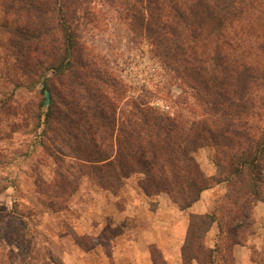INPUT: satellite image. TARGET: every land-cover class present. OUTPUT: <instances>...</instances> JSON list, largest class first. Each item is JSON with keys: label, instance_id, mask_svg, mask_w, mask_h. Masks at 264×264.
Here are the masks:
<instances>
[{"label": "trees", "instance_id": "16d2710c", "mask_svg": "<svg viewBox=\"0 0 264 264\" xmlns=\"http://www.w3.org/2000/svg\"><path fill=\"white\" fill-rule=\"evenodd\" d=\"M85 1L0 0V23L15 65L42 84L41 144L79 162V174L58 171L55 186L71 184L68 172L73 178L87 176L116 196L129 177L141 174L145 194L166 192L185 210L214 183H226L227 211L218 205L212 213L192 214L182 247L183 264H218L220 235L232 246L247 245L254 207L264 201V40L250 43L241 28L248 12L257 5L262 9L264 0L124 1L156 55L183 88L192 90L201 108V117L193 120L181 113L172 117L146 102L118 116L116 106L93 91L85 70L96 60H89L77 29L66 20L71 18L68 3L78 4L75 20ZM8 14L19 15V26L6 21ZM211 42V54L199 49ZM47 72L64 91L44 78ZM110 81L122 93L123 86ZM207 145L216 149L218 179L207 177L194 155ZM215 223L220 234L215 246L207 247L205 238ZM82 238L77 243L85 245ZM152 256L154 264H167L156 246Z\"/></svg>", "mask_w": 264, "mask_h": 264}, {"label": "rangeland", "instance_id": "374dc122", "mask_svg": "<svg viewBox=\"0 0 264 264\" xmlns=\"http://www.w3.org/2000/svg\"><path fill=\"white\" fill-rule=\"evenodd\" d=\"M124 1L87 0L79 4L75 20L71 18L78 4L68 3L71 18L66 20L77 29L89 60H96V65L85 70L92 78L93 91L106 96L116 106L118 116L125 117L133 104L146 102L147 107L157 108L172 117L181 113L188 120L200 118L201 108L192 90L183 88L174 71L156 55L151 40L138 29L139 25L133 15L132 19ZM257 6L248 12L249 17L241 24L250 43L264 40V6L262 9ZM81 7L85 9L81 10ZM85 10H89L86 15ZM6 21L19 26V15L8 14ZM8 37L0 23V55L3 56L0 61V264H30V256H34L33 264H47L49 250H57L70 241L71 244L79 242L74 227L88 206L104 211L111 202L112 193L92 183L87 176H70L79 174V162L71 157L62 159L41 144L45 137L43 127H38L37 116L43 97L42 84L15 65ZM206 46L201 45L199 49L211 54L212 42ZM49 77L54 88L58 86V90L64 91L65 87L59 85L58 79H53L51 72L44 76ZM114 79L123 86L122 93L118 91V85L110 81ZM194 155L207 177H220L213 146L201 147ZM67 168L70 169L71 174L66 172V175L71 184L66 185V189L57 188V172ZM142 178L141 174L132 175L119 194L114 195L119 207L135 202L145 193L140 187ZM209 189L205 199L212 202L211 211L218 205H225L227 211L224 194L229 190L228 185L214 183ZM256 204L260 211L264 210V201ZM250 229L247 244L250 243L252 256L258 264H264V217H259L256 222L253 211ZM213 230L217 231L216 227ZM220 236L222 251L218 253V264H234V246L225 234ZM92 238L83 236L82 239L85 245H91L94 243ZM59 259L57 257V262Z\"/></svg>", "mask_w": 264, "mask_h": 264}, {"label": "crops", "instance_id": "0c3cea01", "mask_svg": "<svg viewBox=\"0 0 264 264\" xmlns=\"http://www.w3.org/2000/svg\"><path fill=\"white\" fill-rule=\"evenodd\" d=\"M208 191L210 189L204 190L200 199L185 210L167 193L154 196L143 193L141 198L124 207H119L116 197L111 194V202L107 201L104 211L88 206L75 223L76 233L81 237H93L94 243L85 246L76 241L71 244L70 241L57 250L52 248L47 264H154L153 246L163 254L167 264H183L182 247L191 215L212 212V202L205 199ZM262 211L256 204V222L259 217H264ZM215 227L217 231H211ZM218 233L219 227L215 223L206 235L207 247L215 246ZM249 244L234 246V264H258ZM29 258L33 264L34 256ZM191 264L199 263L195 260Z\"/></svg>", "mask_w": 264, "mask_h": 264}]
</instances>
